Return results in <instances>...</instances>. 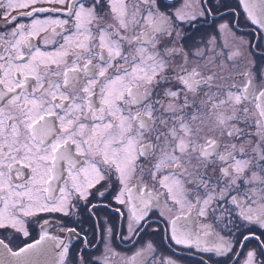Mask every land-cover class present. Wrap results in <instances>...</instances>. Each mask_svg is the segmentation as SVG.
Here are the masks:
<instances>
[{
    "label": "snow or ice",
    "instance_id": "snow-or-ice-1",
    "mask_svg": "<svg viewBox=\"0 0 264 264\" xmlns=\"http://www.w3.org/2000/svg\"><path fill=\"white\" fill-rule=\"evenodd\" d=\"M0 9V264H264V0Z\"/></svg>",
    "mask_w": 264,
    "mask_h": 264
},
{
    "label": "flooded vegetation",
    "instance_id": "flooded-vegetation-1",
    "mask_svg": "<svg viewBox=\"0 0 264 264\" xmlns=\"http://www.w3.org/2000/svg\"><path fill=\"white\" fill-rule=\"evenodd\" d=\"M182 2V0H181ZM45 7H50V5H44ZM179 3L177 4V7H179ZM4 10L0 9V13H2ZM49 15L56 17L58 14L57 13H41L39 14V18L44 19L47 18ZM21 22H30L29 17H21ZM0 23H2V21H0ZM225 39L230 40L229 37H225ZM49 231H52L53 234H57V235H63L62 233H58L55 229H49ZM117 248L116 251L121 253L122 255H131V252L128 250L129 248H132V246L130 244H122L120 243L119 240H117ZM132 250L134 251V248H132ZM181 255H183L185 257L183 264H192V261H194L196 259V257H188L186 250H181ZM117 264H119V257L117 258Z\"/></svg>",
    "mask_w": 264,
    "mask_h": 264
}]
</instances>
